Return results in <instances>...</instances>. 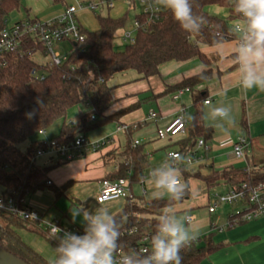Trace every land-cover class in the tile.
<instances>
[{
    "label": "trees",
    "instance_id": "trees-1",
    "mask_svg": "<svg viewBox=\"0 0 264 264\" xmlns=\"http://www.w3.org/2000/svg\"><path fill=\"white\" fill-rule=\"evenodd\" d=\"M215 4L227 10V18L208 11V6ZM19 7V0H0V32L7 26L8 15ZM194 11L207 19L199 33L183 31L166 10L161 9L157 20H150L148 14L142 12L137 15L140 25L135 41L127 42L122 50H118L114 46V38L125 26L127 14L121 17L97 14L98 28L94 31L84 29L85 41L73 42L69 56L61 64H37L30 54L9 53L0 57V185L4 188L0 195L22 199L46 187L52 188L56 196L63 193L62 188L48 184V173L67 160L61 158L53 164L37 166V152L47 150L49 145L45 141H33L25 151L19 145L34 134L45 131L56 119L64 117L70 107L81 102H88L92 109L81 114L79 122L63 124L53 139L58 145L70 144L79 135L85 136V132L115 121L135 108L137 105L116 114H105L114 102L112 91L115 86L109 81L117 73L135 70L138 78H148L158 74L163 63L192 57H199L209 65L211 58L203 51V46H214L237 38L233 23L241 16L233 10L230 0H195ZM213 75L214 71L208 67L183 78L174 86L175 90L188 89L193 95L188 137L181 141L179 149L183 156L192 152L198 137L202 136L206 141L211 136L212 128L204 123L203 118V105L208 93L206 89L197 87ZM242 123L246 126L245 116ZM118 155L123 160L105 178L126 177L131 184L137 182L149 167L144 145L132 140L130 128L127 146ZM201 166L207 168L206 174L200 169L190 170L185 165L180 168L186 179L200 177L209 189L221 183L235 187L243 182L256 184L264 181L259 169L249 164L243 167L230 165L221 171L214 169L213 165L203 163ZM190 195L187 187L184 198L180 200L157 197L151 201H127L125 207L113 215L121 225L118 248L136 259L143 258L140 247L148 245L150 248V238L158 231L161 216L168 214L166 207ZM26 222L0 210V246L29 264H51L20 236L18 229L24 228ZM80 230L83 234L84 228ZM145 237L146 242L143 241ZM48 240L55 249L57 241L53 237H48ZM216 248L210 235L200 238L181 252L182 264H198Z\"/></svg>",
    "mask_w": 264,
    "mask_h": 264
},
{
    "label": "crops",
    "instance_id": "crops-1",
    "mask_svg": "<svg viewBox=\"0 0 264 264\" xmlns=\"http://www.w3.org/2000/svg\"><path fill=\"white\" fill-rule=\"evenodd\" d=\"M19 1L20 7L11 12L14 21L9 25L29 18L40 19L43 21L53 20L61 15L67 6L79 5L83 2V0ZM85 1L88 2L92 0ZM137 1L141 5L143 12V5L140 0H116L114 6L111 8L112 10L115 9L113 11L109 10L108 14L113 17H121L126 14L125 10L127 9L128 3L131 2L132 5H134ZM90 11L91 10L87 8H80L78 11V19L85 30L94 31L98 28V20L89 27L87 21L83 18L85 14ZM137 20L138 18L136 16L135 22ZM240 47L237 38L214 46L205 45L203 46V51L211 58V63L209 65L205 64L199 57H192L183 61H170L163 63L159 68V73L148 78L141 79L137 76L136 80H142V82L139 83V87H136L131 91L132 93L130 95L142 94L143 101L149 100V102L155 103L154 108L155 111L158 112V118L155 120L151 129L154 130V136L158 138L156 131L168 125L182 108H186L191 114L193 104L192 91L185 89L180 93V90H175L174 86L183 78L197 74L208 67L214 71V75L211 79L197 87L198 89H206L208 93L206 99H210L209 103L204 102L203 118L204 123L212 128V133L211 136L206 139L208 149L200 147L204 152V162L192 166L185 165L190 170L196 171L200 169L202 173L206 174L208 170L205 166H201L203 163L205 165H213V168L219 171L230 165L243 167L249 164L256 169H259L264 175V92H260L256 89L245 91L240 86L242 81V66L239 56ZM199 65H202L203 67H198ZM114 91L115 89H113L112 93L114 101H116L117 96L114 95ZM131 98H129L130 101ZM114 103L115 102H113V104ZM112 105H110L105 111L106 115L116 114L121 110L131 108L134 105H137L135 107L137 108L140 103L138 101L127 107H120V109L112 108ZM218 107H226L230 109V118H233V124L230 123V119L214 116V109ZM123 115L115 121L108 122L89 130L88 139L96 142L107 139L108 142L103 147L91 152L92 154L89 162L87 156L85 157L86 159L84 158V161L87 162L85 170L76 172V170L72 168H67L69 171L66 174L57 172V170H61V167L64 165L66 167L73 164L72 160L70 163L69 161L64 162L50 170L48 177L51 180L52 185L59 187L66 181V179H71L75 183L82 180L94 179L97 181L96 186L93 189V196L96 197V202L100 205L109 202H99L97 196L102 179L117 167L119 161L123 160V158L118 155V153L125 150L128 141V134H126V141L123 144L121 143V129H119V126L122 124L120 123V119ZM80 116L78 120L76 119L72 122H79ZM244 116L246 118V126L242 123ZM138 119H131L128 121ZM66 122L69 121L64 120L62 126ZM144 122L147 123V121ZM61 128L58 133L54 135L53 139L60 133ZM125 129L126 131L128 130L127 128ZM151 129H149V131H151ZM45 131L41 132L44 133ZM242 136L249 138V144L245 148L244 158L237 160L234 158V144L238 138ZM187 137L188 131L161 141H154L150 136H145L144 139H141L142 142L139 144L144 145L145 152L148 154L149 164H152V166L149 165L145 173L140 175L137 182L130 184L131 190L136 197V202L146 201V195H148L147 193L149 191H152L153 194L154 191L164 190L156 189L154 187L155 181L159 178L161 172L168 171V169L163 170L162 166L168 160L169 153L177 151L175 150V147L172 146L176 145V147H179L180 149L181 141ZM33 141L34 140L31 139V142ZM145 142L149 143L146 145ZM194 146L197 145L195 144ZM166 147H170V149H168V153L162 157V163L160 165L155 164V161L157 160L155 153L159 149ZM110 151L113 152L108 154ZM151 152L153 155H151ZM58 161L51 158L50 161L43 165L53 164ZM205 186L207 187L206 183ZM224 186L226 188L224 192H226L230 186L227 183H224ZM3 189L2 185H0V193H2ZM207 189L209 188L207 187ZM43 190L44 189L38 191ZM51 193L53 194V197L55 195V198L58 199L59 196H56L54 191H51ZM77 196L80 197L78 194ZM212 197L213 196L209 192L208 205L212 201ZM127 201L128 200L125 199V204ZM27 204L37 209L40 212V216H42L40 208L28 202ZM171 206L172 205L166 207L165 210L167 213ZM191 206H193V204H191ZM193 207H195V205ZM236 211L237 210L234 207L217 208L214 212H210L209 208L206 211L195 209L192 215H189L191 216V220L189 221L190 226L197 233V238L200 239L210 235L214 245L217 246L216 249L198 264H264V214L256 219L229 225L228 222H230ZM117 212L116 210L112 211V214L114 215ZM58 222L64 227L61 221ZM25 227L32 230L37 229L42 231L40 228L41 226L36 222L27 221ZM204 243L205 242H202V244Z\"/></svg>",
    "mask_w": 264,
    "mask_h": 264
},
{
    "label": "built area",
    "instance_id": "built-area-1",
    "mask_svg": "<svg viewBox=\"0 0 264 264\" xmlns=\"http://www.w3.org/2000/svg\"><path fill=\"white\" fill-rule=\"evenodd\" d=\"M116 0H92L85 4V8L89 10H95L96 7L101 4L112 8ZM129 1V0H127ZM143 5V12L148 14L150 20H157L159 18L160 11H157L153 5V0H140ZM84 7L83 4L69 5L63 11L61 15L53 20L43 21L40 19L29 18L16 22L12 25H7L0 32V57L9 53H19L20 55L30 54L41 56H50V59L41 63L46 64H61L66 58H62L59 50L55 49L56 46L63 42L83 43L85 41L84 28L79 22L78 11ZM140 23L137 20L134 23L135 28L139 27ZM235 26H239L242 31L237 32ZM233 29L237 35V40L240 46L246 43V21L241 16L233 23ZM123 40L128 43L135 41V36L131 29H126L123 34ZM34 60V59H33ZM35 63H38L34 60ZM183 90H180V93ZM210 99H206L205 103H209ZM158 112L151 111L149 113V119H157ZM191 122V115L186 108H182L180 112L172 119V121L164 128L158 130V137L161 139L171 138L181 133L188 131V127ZM129 129L130 127L122 125L119 129ZM108 142L107 139L97 142H90L84 135L78 136L75 141L70 144L58 145L54 140L51 141L49 148L55 149L62 157L67 161L85 154L90 149L97 150L103 147ZM139 143V142H135ZM195 144L198 147L208 149L206 141L203 137L195 140ZM249 144V139L245 136L238 138L234 144V158L243 159L245 148ZM46 150H39L37 156L43 155ZM205 156L198 155L196 151L183 156L180 151H173L169 153L168 160L163 164L162 169L166 170L171 167L187 165L192 166L194 164H200L204 162ZM143 181V179H142ZM51 180L48 184H51ZM116 198H125L128 201H135L136 197L133 194L130 181L126 177H121L115 180L103 178L101 181L100 190L97 196L99 202H106ZM212 201L209 203L208 208L210 212H214L220 204H243L242 210H237L232 216L229 225L256 219L264 214V181L251 184L249 182H243L239 186L229 187L225 193H215L212 197ZM0 210L8 214L19 217L25 221L36 222L39 226H43L44 222L41 220L40 212L29 206L25 198L18 199L11 195H0ZM30 214H35L32 216ZM187 221L191 220V216H186ZM46 233L49 237L58 235L57 229L63 231L72 232L70 229L62 227L58 221L46 223ZM74 233L81 234V230L77 229ZM199 238H196L197 242ZM144 242L147 241L145 237ZM146 250H150L148 245H142L140 252L145 254ZM114 258L119 262L124 256H127L121 248H117L114 252Z\"/></svg>",
    "mask_w": 264,
    "mask_h": 264
},
{
    "label": "rangeland",
    "instance_id": "rangeland-1",
    "mask_svg": "<svg viewBox=\"0 0 264 264\" xmlns=\"http://www.w3.org/2000/svg\"><path fill=\"white\" fill-rule=\"evenodd\" d=\"M84 1L85 0H83L82 2L84 6L83 8H85V4L87 3L86 1L85 2ZM134 5H132L131 2L128 3L127 9L125 10V13L127 14L126 25L122 29L118 30L114 38V46L118 50H122L124 46L127 44V42L124 41L122 37L125 29H131L133 35L136 36L137 29L134 26V22L136 16L142 13V7L138 1ZM109 10L113 11L111 8L99 4L95 10H91L89 13H86L83 18L87 21L89 27H91L90 25L97 22L96 19L97 14L107 15L109 13L108 12ZM208 11L211 14L221 18H227L228 16L227 10L216 4L208 6ZM13 19H14L13 14L10 13L7 17V25L11 24L14 21ZM71 48H72V44L68 42L63 43L61 45L59 44V46L55 47V49L60 51L62 58H67L69 56V52ZM33 59L41 64L49 60L50 56L47 55L38 58L37 55H33ZM137 76H138L137 71L129 70L123 73H117L109 81L111 85L115 86L114 95L117 96V98L119 96V98L118 99L116 98V101H114L115 103L112 105V108L120 109V107H125V106L127 107L139 101L140 103L139 107L128 111L123 115V117H121L120 123L122 124L120 125L121 126L125 125L130 127L131 137L134 142L141 143L142 142L141 139H144L145 136L146 137L150 136L154 141L164 140L159 137L158 138L155 137L154 130L151 129L155 120H157V119L149 120V113L153 110L155 111L154 108L155 103L149 102V100L143 101V96H141L142 94L130 95L132 93L131 91H133L136 87H139L140 85L139 83L142 82V80L141 81L136 80ZM129 98H131V101ZM91 109H92L91 105L88 102H81L70 107L64 117L56 119L46 129V131L44 132L45 134L42 132H38L34 134L31 138L21 142L19 145L20 148L23 151H25L28 148V146L31 144L30 143L31 139L34 141H45L48 145H50L54 135L58 133L64 120H68L69 122H72L76 119L78 120L81 113L89 112ZM131 119H138V120L128 121ZM144 121H147V123ZM149 129H151V131H149ZM126 134H128V130L126 131V129L124 128L120 130V137L122 144L126 141V136H127ZM157 134L158 131H156V135ZM85 137L90 142H96L94 140L88 139L89 138L88 131L85 132ZM147 143L149 142H145L146 145ZM172 147H175V150L179 151V147H176V145H173ZM168 149H170V147L159 149L155 153L157 159L155 161V164L160 165L162 163V157L166 153H168ZM193 149L194 151L195 150L197 151L199 156L204 154L203 149H201L198 146H194L192 150ZM91 152H94V150L90 149L85 154L74 158L72 160L73 164L69 166L65 167V165L64 166L62 165L63 167H61V170L58 169L57 172L61 174H66L69 171L67 170V168H72L76 170V172L80 170H85V166L87 165V162L84 160L86 159L85 157L87 156V158L89 159L88 162L90 161V156L92 154ZM151 155H153L152 152ZM51 158L58 161L61 160L62 157L55 149L50 147L45 151L43 155L36 157L35 163L37 166H42L44 163L50 161ZM79 160H83V161H79ZM72 161L70 160L69 163ZM149 165L152 166V164ZM171 169H174L176 172L174 174L180 176L181 180H183L187 184V187L189 191L192 193V195H190V197L188 198H185L183 201L179 203L173 204L169 208L168 217L170 218L175 217L181 221H184L185 217L190 214L192 215L195 209L201 211H206L208 209L207 205H208L209 192L212 196L215 193L217 194L225 193L224 191L226 188L224 186V183H221L218 186H214L210 189H207L204 180L202 178L197 176H190L188 179H186L182 173L180 166L171 167ZM96 183L97 181L94 179L82 180L79 181L78 183L77 182L75 183L71 179H66V181L61 186H59V188H62L63 193L58 197V199L55 198V195L53 197V194L51 193V191L53 192V190L50 187H46L43 191H37L30 195H26L25 200L28 203H31L37 206L38 208H40L42 213L41 220L44 222L43 223L44 225L40 227L42 231L37 229L32 230L26 227L19 228L18 232L22 237V239L26 241L29 245H31L35 250L40 252L43 256H45L47 259L52 261L55 256V252L53 245L48 240L49 235L46 233V227H45L46 223L61 221L62 225L66 229H70L72 232H75V230L77 229L78 230L83 229L84 224L80 217H76L75 220L73 219L72 209L83 208L86 210L84 215H87L88 211H95L100 209V210H110L111 212L116 210L117 212L125 207L127 202L125 204L124 198L112 199L111 201L109 200V202L106 201L107 203L101 205L98 204L96 202V197L93 196V189L95 188ZM63 185H65V187ZM77 194L80 195V197L77 196ZM147 194L148 195H146L147 196L146 201H151L157 197H169V195L166 193L165 190L154 191L153 194L152 191L151 192L149 191ZM191 204H193V206L195 205V207L191 206ZM225 207H229V208L234 207L236 210L239 209L242 210L244 206L241 203L238 204L227 203V204H220L217 206V208L219 209Z\"/></svg>",
    "mask_w": 264,
    "mask_h": 264
},
{
    "label": "clouds",
    "instance_id": "clouds-1",
    "mask_svg": "<svg viewBox=\"0 0 264 264\" xmlns=\"http://www.w3.org/2000/svg\"><path fill=\"white\" fill-rule=\"evenodd\" d=\"M230 2L233 10L246 21L247 29L246 43L239 50L242 66L240 86L245 91L256 89L264 92V0ZM194 3L195 0H153L152 6L157 11L170 12L179 27L192 34L201 32L207 24L206 17L194 11ZM235 30L242 31L239 26H235ZM214 116L234 123L229 108H215ZM174 173L171 168L161 172L154 187L164 189L170 198L180 200L185 196L187 184ZM85 211L83 208L72 209L73 219L80 217L83 221V234L57 229L58 235L53 237L57 245L51 264H182L181 252L197 238L187 219L181 221L162 215L158 231L150 238V250L145 251L143 258L127 255L117 262L113 254L119 247L121 225L117 224L110 210L98 209L84 215Z\"/></svg>",
    "mask_w": 264,
    "mask_h": 264
},
{
    "label": "water",
    "instance_id": "water-1",
    "mask_svg": "<svg viewBox=\"0 0 264 264\" xmlns=\"http://www.w3.org/2000/svg\"><path fill=\"white\" fill-rule=\"evenodd\" d=\"M0 264H29L24 259L14 255L4 247L0 246Z\"/></svg>",
    "mask_w": 264,
    "mask_h": 264
}]
</instances>
